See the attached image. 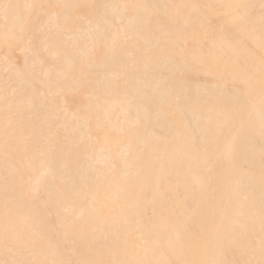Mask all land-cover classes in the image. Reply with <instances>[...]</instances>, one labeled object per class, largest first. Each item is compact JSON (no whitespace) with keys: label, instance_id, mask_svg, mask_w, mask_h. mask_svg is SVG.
Listing matches in <instances>:
<instances>
[{"label":"bare ground","instance_id":"6f19581e","mask_svg":"<svg viewBox=\"0 0 264 264\" xmlns=\"http://www.w3.org/2000/svg\"><path fill=\"white\" fill-rule=\"evenodd\" d=\"M0 264H264V0H0Z\"/></svg>","mask_w":264,"mask_h":264}]
</instances>
